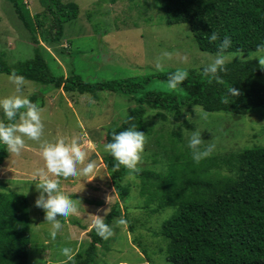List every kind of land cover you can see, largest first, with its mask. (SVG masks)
I'll use <instances>...</instances> for the list:
<instances>
[{
    "label": "trees",
    "instance_id": "16d2710c",
    "mask_svg": "<svg viewBox=\"0 0 264 264\" xmlns=\"http://www.w3.org/2000/svg\"><path fill=\"white\" fill-rule=\"evenodd\" d=\"M8 1L31 32L36 45L34 56L14 67L7 64L0 48V74L9 75L15 71L25 80L44 85L45 94L34 90L29 97L41 109L44 107L43 96L54 89L91 94L97 100L101 93L109 92L137 102L119 124L108 130L106 141L110 142L112 133L132 124L145 134L139 161L148 164L136 166L130 174L141 180L140 194L147 198V204L142 208L148 216L167 208L173 210L159 231L168 240L166 248L161 247L164 242L163 245L160 242L152 250L164 252L168 264H264V147L239 151L228 149L233 147L225 144L222 147L227 149L226 152L208 154L194 161L187 139L196 125L186 119L187 113L190 118L196 116L192 112L193 105L206 112H226L234 116L264 115V69L260 68L256 58L248 59L250 53H256V45L264 42V0H142L147 11L138 5L140 0H129V9L137 8L136 17H145V22L160 17L167 26L188 24L193 35L191 43L202 52L214 55L219 39L224 35L231 38L232 45L224 54L235 57L226 62L224 72L218 73L219 80L205 75L202 72L204 66L186 69V79L170 92L146 90L148 78L91 82L73 71L53 76L45 59V55H51L47 48L60 47L63 25L78 18L79 5L62 0H40L43 12L30 16L23 0ZM107 1L115 3L118 0ZM150 8L156 11L155 18ZM212 32L217 33V41L208 39ZM112 58L116 63L129 66L124 57L115 55ZM174 71L177 70L165 71L156 78L167 82L168 74ZM230 87L237 89L238 95L230 96ZM147 110L156 112L155 120L147 121ZM207 138L211 139L203 132L202 141ZM8 156L0 145V167ZM103 162L116 193L124 201L130 188L123 185V181L130 169L122 165L114 167L116 162L109 153L104 155ZM151 165L161 168L152 171ZM155 200L156 206L149 209ZM120 216H123L120 205L115 203L104 222L113 230V221ZM124 217L130 222L128 216ZM134 225L129 224L131 233L135 232ZM32 230L28 197L17 189H5L1 183L0 264H30ZM87 234V246L76 253L71 264H95L99 252L103 248L109 249L112 235L102 239L94 227ZM134 240L142 247L141 240L136 237ZM142 250L143 254L150 252L149 249Z\"/></svg>",
    "mask_w": 264,
    "mask_h": 264
},
{
    "label": "rangeland",
    "instance_id": "374dc122",
    "mask_svg": "<svg viewBox=\"0 0 264 264\" xmlns=\"http://www.w3.org/2000/svg\"><path fill=\"white\" fill-rule=\"evenodd\" d=\"M62 1L77 3L80 13L77 19L63 25L62 47L47 48L51 55H45V59L53 76L73 71L91 82L126 77L148 78L150 81L144 86L146 90L170 92L166 82L156 78L158 74L171 69H198L207 64L209 57L213 55L200 51L191 43L193 35L188 24L167 26L160 17L145 22V17H136L137 8L134 11L129 9V0H118L115 3L107 0ZM23 3L30 16L43 12L44 6L40 0H23ZM137 3L143 11H147L142 0ZM150 12L155 18L157 13L154 8H150ZM31 37V32L25 27L12 3L0 0V48L10 67L34 56L36 44ZM164 51L171 53V57H163ZM115 55L124 57L129 66L116 63L112 58ZM225 55L229 57L226 62L235 57ZM256 55L250 53L248 59L256 58ZM241 58L244 59L245 56L242 55ZM158 59L162 65L160 70L155 67ZM8 76L0 74V98L9 95L30 97L34 90L41 94L47 91L44 85L25 80L18 93ZM42 101L43 130L40 139L54 141L64 138L68 142L73 137L77 138L87 156L94 158L97 177L92 180L83 177L57 178L66 195L77 199L80 211L78 216L60 218L64 236L71 234L72 239H61L58 235L57 241L52 242L48 236V225L43 221V211L34 206L38 190L35 189L36 180L32 173L44 166L40 142L26 138V147L18 155L9 153L0 167V184L4 183L7 190L17 189V192L24 193L29 199L33 222L29 263L71 264L73 260L69 261L61 255L60 247L70 246L73 257L84 250L89 241L87 231L93 228L89 225L95 215L102 216L104 220L114 204L118 203L123 216L114 219L112 238L107 246L109 249L103 248L99 252L95 264H168L164 252L152 249L157 247L156 244L160 245V242L162 245L164 242L161 247L166 248L168 240L159 231L161 232L162 223L172 215L173 210L167 208L161 213L146 215L142 207L147 204V198L140 194L141 180L130 175L135 169L130 170V176L127 175L123 181V185L129 186L130 190L129 196L122 201L103 162L107 153L103 145L107 143L108 130L119 124L137 102L109 92L101 93L97 100L91 94L65 93L61 89H54L44 95ZM199 109L207 114L206 117L196 115L197 117H191V122L198 126L201 138L203 132L211 137L203 140V145H214L209 155L226 152L227 149L222 147L225 144L233 147L228 149L239 151L242 148L264 147V115L234 116L231 113L206 112L201 107ZM150 118L151 121L156 119L155 111L147 110V121ZM3 119V113L0 112V120ZM146 164L148 162L139 161L136 166L143 167ZM160 168V165H151L152 171ZM21 188L25 191H18ZM156 204L155 200L149 209ZM124 215L128 216L130 222ZM121 218L126 221L125 224L117 223ZM129 224H135L134 233L128 231ZM135 237L141 240L142 247L134 240ZM142 249H149L150 252L143 254ZM105 254L107 256L103 260Z\"/></svg>",
    "mask_w": 264,
    "mask_h": 264
},
{
    "label": "clouds",
    "instance_id": "9594fccd",
    "mask_svg": "<svg viewBox=\"0 0 264 264\" xmlns=\"http://www.w3.org/2000/svg\"><path fill=\"white\" fill-rule=\"evenodd\" d=\"M208 39L217 41V33L212 32ZM61 45L60 47H62ZM231 45L232 41L228 35H224L222 39H219L216 53L209 57L208 63L202 68L205 75L210 76V78L214 77L217 80L220 79L218 73L226 70L225 64L229 58L224 53ZM255 52L258 65L264 69V42L256 45ZM162 56L171 57V53L164 51ZM155 67L157 70L161 69L162 65L159 59ZM186 75L185 70L169 73L166 82L167 87L176 89L186 79ZM8 79L15 85V90L19 93L25 83V77L13 71L9 74ZM228 94L236 96L238 91L230 87ZM0 112L3 113L4 117L3 120H0V145L3 146L4 150L18 155L26 147V138L40 142V154L44 166L35 169L32 173L34 180H36L35 189L38 190V195L34 199V206L43 211V221L48 225L50 241L56 242L58 235L61 239L71 240V234L64 236V227L60 218H66L70 215L78 216L80 209L77 199L66 195L57 178L83 177L92 180L97 177V165L94 158L90 159L87 156L81 142L75 137L68 142L64 138H58L54 141L41 140L43 130L42 109L31 101L28 96L9 95L0 98ZM192 112L201 118L207 115L201 112L196 105H193ZM186 119L191 122L189 115L186 116ZM144 143V132L138 130L136 125L132 124L122 131L112 133V139L103 145V149L116 162L114 167L122 165L133 170L140 159ZM187 147L190 149L192 159L199 161L202 156H206L212 151L214 145L204 146L201 133L195 126L188 136ZM85 161L87 162L85 163ZM117 223L125 224L126 221L121 218ZM89 227H94L96 234L102 239H107L112 235V228L104 222L102 216L95 215ZM59 251L67 260H73V250L70 246L60 247Z\"/></svg>",
    "mask_w": 264,
    "mask_h": 264
}]
</instances>
